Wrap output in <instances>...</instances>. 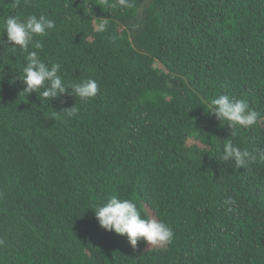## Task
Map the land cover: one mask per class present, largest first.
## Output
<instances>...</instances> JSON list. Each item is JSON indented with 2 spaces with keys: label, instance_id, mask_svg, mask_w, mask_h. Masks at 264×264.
Instances as JSON below:
<instances>
[{
  "label": "trees",
  "instance_id": "obj_1",
  "mask_svg": "<svg viewBox=\"0 0 264 264\" xmlns=\"http://www.w3.org/2000/svg\"><path fill=\"white\" fill-rule=\"evenodd\" d=\"M130 4L0 0V39L9 16L46 15L56 28L29 50L100 88L87 103L28 96L27 53L0 44V264H264V160H220L227 139L264 151V0ZM220 94L257 124L209 113ZM112 195L166 222L172 242L133 249L102 229L94 210Z\"/></svg>",
  "mask_w": 264,
  "mask_h": 264
},
{
  "label": "clouds",
  "instance_id": "obj_2",
  "mask_svg": "<svg viewBox=\"0 0 264 264\" xmlns=\"http://www.w3.org/2000/svg\"><path fill=\"white\" fill-rule=\"evenodd\" d=\"M118 3L121 7L131 6L130 0H118ZM2 27L7 34V40L0 39V44L9 46L13 52L19 48L20 52L27 53L26 64L22 69V75H18V78L25 85L23 92L28 96L39 93L49 102L65 94H71L83 103L97 96L100 88L96 80L66 82L60 74L59 63L49 65L41 59L38 51L29 50L30 47L36 50L43 48V43L36 37H44L56 28L53 19L43 14L39 16L31 14L25 20L9 16L3 21ZM209 108V113L221 122L227 121V125L232 129L237 126L251 128L258 122L259 114L255 110H249L246 100H238L227 94L213 97ZM77 112L75 106L62 111L69 118L74 117ZM258 158L264 160V151L241 148L234 145L231 139H227L220 160L232 161L236 167L243 168L248 162H254ZM94 212L102 229L126 237L133 249L140 240L146 241L151 246H163L171 243L174 238V231L166 222L155 218H142L136 203L129 199H121L117 195L110 196L103 205L95 207Z\"/></svg>",
  "mask_w": 264,
  "mask_h": 264
},
{
  "label": "rangeland",
  "instance_id": "obj_3",
  "mask_svg": "<svg viewBox=\"0 0 264 264\" xmlns=\"http://www.w3.org/2000/svg\"><path fill=\"white\" fill-rule=\"evenodd\" d=\"M149 214H150V217H151V218H155L154 215H153L152 213H149ZM155 219H156V218H155ZM154 247H156V246H151V245L148 244V247H147V248H148V249H152V248H154ZM157 247H161V246H157Z\"/></svg>",
  "mask_w": 264,
  "mask_h": 264
}]
</instances>
